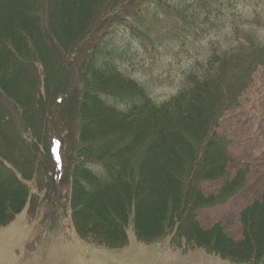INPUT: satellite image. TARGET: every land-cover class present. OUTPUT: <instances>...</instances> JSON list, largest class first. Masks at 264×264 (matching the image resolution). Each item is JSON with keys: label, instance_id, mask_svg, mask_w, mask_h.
Listing matches in <instances>:
<instances>
[{"label": "trees", "instance_id": "obj_1", "mask_svg": "<svg viewBox=\"0 0 264 264\" xmlns=\"http://www.w3.org/2000/svg\"><path fill=\"white\" fill-rule=\"evenodd\" d=\"M185 1L194 10L185 8ZM233 1L0 0V226L12 222L28 201L34 214L37 200L27 184L33 177L56 183L52 153L64 166V152L61 136L50 134L48 123L62 118L67 124L69 100L63 106L58 100L69 96L79 104V148L67 179L80 236L120 247L132 220L143 242L163 238L173 248L203 247L240 264H264V190L240 212L241 238L220 221L207 227L199 220L203 208L223 204L243 188L249 169L238 168L231 176L230 140L220 131L222 116L249 86L261 61L256 54L261 45L239 22ZM199 20L213 27L206 32ZM109 22L114 26L107 31ZM171 23V28L163 26ZM177 26L190 28L176 41L178 53L187 57L177 63V72L192 59L184 48L187 38L196 42L229 29L226 40H240L233 44L242 46L243 54L228 56L226 48L209 40L204 50L199 44L186 75L189 82L177 97L158 103L136 78L141 75L128 51L132 43L153 47L156 64L162 48H177L172 29ZM119 31L123 38H117ZM79 48L85 67L69 70ZM72 78L77 79L73 86ZM17 122L31 136L21 135ZM40 134L49 138L48 147L40 145ZM222 179L217 193L203 191L205 182ZM53 191L52 186L46 193Z\"/></svg>", "mask_w": 264, "mask_h": 264}, {"label": "rangeland", "instance_id": "obj_2", "mask_svg": "<svg viewBox=\"0 0 264 264\" xmlns=\"http://www.w3.org/2000/svg\"><path fill=\"white\" fill-rule=\"evenodd\" d=\"M180 1L181 4L184 3V0ZM263 1L248 0L245 2V0H239L237 3L241 6L246 3L245 13L259 19V25H262V28L258 40H261L264 45ZM257 2L259 4L256 7ZM193 6L191 4L188 7L186 1L184 3L185 8L194 10ZM44 7L46 8L47 4ZM180 20L179 18L176 22ZM183 23L186 24L185 18ZM196 23L199 28H205L206 32L213 27L206 20H199ZM113 26L114 23H107V31H110ZM91 27L94 30L96 25L93 24ZM44 28L47 40L50 43L54 42L45 21ZM172 29L176 32L173 36L175 37L173 46L177 48L172 49L171 45L162 48L161 53L165 52L166 55L161 54L156 64L155 51L146 47L145 44L137 46L136 43H132L131 49L128 51L129 55L138 56V62L135 64L141 77L136 78L141 79L143 85L158 103L177 93L176 86L180 81L177 63H182L184 55L177 56L176 41L180 42L190 34V28L187 31L181 26ZM119 32L117 38H123V33ZM96 36L99 38V35ZM85 45L83 44L81 47ZM205 47L206 40L202 41L201 50H204ZM189 48H191L190 45ZM243 49L240 45L228 44L227 54L228 56H240L243 54ZM256 54L261 61L254 71V82L243 95L240 105L226 113L220 126L222 134L227 135L230 140L228 149L232 154L233 161L228 166V170L231 176H234L235 172L239 170L238 168L249 167L245 185L226 204L207 208L199 213V220L204 226L210 227L220 221L235 238L242 237L240 212L253 200L261 199L264 190V46L258 48ZM81 55L82 48H79L71 58L69 70H71V65L73 68L79 69ZM65 61L68 62L67 55H65ZM84 67L82 65L81 69ZM71 73L74 72L71 71ZM69 81V85L73 86L77 79L72 78ZM67 101L72 115L67 124L62 122V118L48 123V126L52 127L50 134H59L63 141V161L65 162L63 179L61 178L62 181L60 180L59 183L56 182L57 185L50 179L33 177L32 181H29L34 192L32 197L33 199L36 197L37 200V208L32 216L31 210L27 211L28 207H26L17 214L10 224L0 226V264H240L229 258L221 257L219 254L208 252L203 247H195L186 251L182 248L171 247L168 240L163 238L143 242L136 237L131 224L127 226L128 240L120 247H108L102 242L95 241L92 237L80 236L73 226L72 209L68 199L70 179H67L70 171L69 166H72L75 161L79 148L78 127L75 123L76 118L79 117V104L76 99L69 96L62 101L58 100V104L63 106ZM16 125H19L18 130L21 135L31 136L27 126L21 122H17ZM40 135L41 138H37L36 135L40 145L43 146L46 143V147H48L49 138L46 140L45 135ZM52 170L51 167V174ZM223 182V179L210 183L205 182L203 189L207 195L217 193ZM52 186L54 191L48 195L46 191H49Z\"/></svg>", "mask_w": 264, "mask_h": 264}]
</instances>
